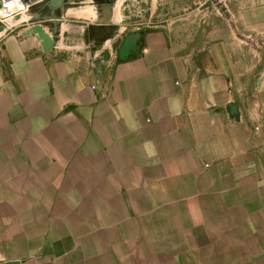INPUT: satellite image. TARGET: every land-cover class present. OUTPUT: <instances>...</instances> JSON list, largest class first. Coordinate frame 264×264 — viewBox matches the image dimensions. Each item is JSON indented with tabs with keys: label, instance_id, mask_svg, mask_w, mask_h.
Instances as JSON below:
<instances>
[{
	"label": "crops",
	"instance_id": "1",
	"mask_svg": "<svg viewBox=\"0 0 264 264\" xmlns=\"http://www.w3.org/2000/svg\"><path fill=\"white\" fill-rule=\"evenodd\" d=\"M209 1L0 29V264H264V0Z\"/></svg>",
	"mask_w": 264,
	"mask_h": 264
},
{
	"label": "rangeland",
	"instance_id": "2",
	"mask_svg": "<svg viewBox=\"0 0 264 264\" xmlns=\"http://www.w3.org/2000/svg\"><path fill=\"white\" fill-rule=\"evenodd\" d=\"M53 0H33L27 5L21 6V8L10 12L7 18L0 19V29H26L29 30L32 27H40L43 30L49 28L56 19L55 14L60 13L62 7H76L81 6L83 0H66L67 4L61 5L57 10L52 9ZM95 5L102 8L101 13L106 12L105 16L101 17L102 22L110 24L124 23H137L142 26H153L156 21L165 20L169 16L166 13H170L174 9V6L178 4L177 0H167L164 4V11L157 17V12L150 17L152 7L158 0H93ZM11 19L9 22L8 20ZM52 27V26H51ZM115 27V26H114ZM45 31V30H44ZM2 32V31H0ZM109 35H114L111 32Z\"/></svg>",
	"mask_w": 264,
	"mask_h": 264
},
{
	"label": "water",
	"instance_id": "3",
	"mask_svg": "<svg viewBox=\"0 0 264 264\" xmlns=\"http://www.w3.org/2000/svg\"><path fill=\"white\" fill-rule=\"evenodd\" d=\"M7 1V0H4ZM66 0H53L52 1V9L57 10L61 5L65 3ZM211 4L216 5L217 7H221V3L219 0H210L205 7H209ZM54 16L56 17L55 11ZM27 34H34L41 41L42 48L44 52H48L52 49L54 41L52 38L42 29L38 27H32L27 30Z\"/></svg>",
	"mask_w": 264,
	"mask_h": 264
},
{
	"label": "bare ground",
	"instance_id": "4",
	"mask_svg": "<svg viewBox=\"0 0 264 264\" xmlns=\"http://www.w3.org/2000/svg\"><path fill=\"white\" fill-rule=\"evenodd\" d=\"M33 0H0V19L13 13V11L21 8L23 5L29 4Z\"/></svg>",
	"mask_w": 264,
	"mask_h": 264
}]
</instances>
